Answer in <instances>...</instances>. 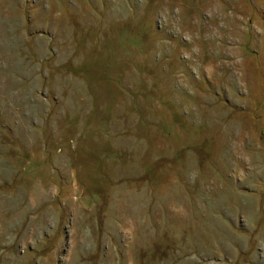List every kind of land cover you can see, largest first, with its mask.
Instances as JSON below:
<instances>
[{
  "label": "rangeland",
  "instance_id": "1",
  "mask_svg": "<svg viewBox=\"0 0 264 264\" xmlns=\"http://www.w3.org/2000/svg\"><path fill=\"white\" fill-rule=\"evenodd\" d=\"M0 264H264V0H0Z\"/></svg>",
  "mask_w": 264,
  "mask_h": 264
}]
</instances>
